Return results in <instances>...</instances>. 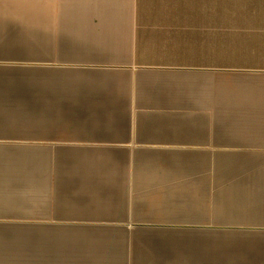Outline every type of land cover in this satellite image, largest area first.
<instances>
[{"label":"crops","instance_id":"0c3cea01","mask_svg":"<svg viewBox=\"0 0 264 264\" xmlns=\"http://www.w3.org/2000/svg\"><path fill=\"white\" fill-rule=\"evenodd\" d=\"M243 4L250 2L54 0L50 12L36 14V0H0V70L45 69L90 74L89 79L52 84L64 89L85 85L101 88L93 93L98 112L122 116L131 123L132 138L116 145L131 150H207L201 146L211 141L207 137L142 141L136 135L140 121L147 118H204L202 127L211 131L215 125L209 124L207 118H236L243 114L246 116L243 123L237 122L235 126L241 128V132L259 131L263 122L259 120L264 117V87L248 83L218 85L216 81H222L214 77L218 74L207 69V55L255 52L247 47L242 50L237 46L207 42V38L232 27L225 23L238 20L233 14L207 13V5ZM239 21L244 19L239 18ZM253 124L255 126L251 127ZM87 162L94 161L81 163ZM200 162L203 161L78 164L80 168L94 169V178H106L112 189L113 206L108 211L76 210L79 212H67L62 217L84 218L82 216L106 213L110 218L92 224L126 229L152 225L207 231V227L216 226L207 223V208L163 205L164 200L179 197L189 201L206 200L207 192L202 194L200 187H207V167ZM17 164H28L31 171L14 173L22 168L16 167ZM64 167L62 161H15L11 167L1 168L0 224L25 225L41 220L42 216L55 215L47 207L52 209L50 202L59 183L56 178L64 174ZM139 202L150 206L136 207L134 204ZM157 205L163 210L150 212L149 208ZM146 215L157 220L138 222L134 218ZM178 216L186 218L165 219Z\"/></svg>","mask_w":264,"mask_h":264},{"label":"trees","instance_id":"16d2710c","mask_svg":"<svg viewBox=\"0 0 264 264\" xmlns=\"http://www.w3.org/2000/svg\"><path fill=\"white\" fill-rule=\"evenodd\" d=\"M91 77L77 71L0 70V155L41 152L50 153L55 161L100 149L92 146L96 143H112L105 149L118 155L130 156L135 151L139 157L163 161L198 160L199 151H207L131 150L116 145L132 138L131 123L122 116L98 112L93 93L101 88L85 85L64 89L52 84ZM244 118V114L236 118H207L209 124L215 125L211 131L202 127L204 118H147L140 121L136 136L142 141L187 137L218 141L264 138V117L259 120L263 121L259 131L250 133L241 132V128L235 126L237 122L243 123ZM22 140L30 142H19ZM239 155L258 156L247 152ZM14 162L0 161V169L11 167ZM62 162L65 163L64 174L56 178L59 183L50 202L52 208L108 211L113 206L112 189L106 178H94V169L78 167L83 161ZM200 189L204 195L207 192L206 200L189 201L179 197L164 200L163 205L207 208V223L216 225L207 227V231L152 225L126 229L106 224L44 229L21 226L22 229L16 228L20 225L0 224V264H264V161L258 165L237 164L211 169L207 174V187L201 185ZM134 205L150 206L147 202ZM82 217L106 219L108 214ZM134 218L138 222L157 220L147 215ZM173 218L186 217L165 219Z\"/></svg>","mask_w":264,"mask_h":264},{"label":"rangeland","instance_id":"374dc122","mask_svg":"<svg viewBox=\"0 0 264 264\" xmlns=\"http://www.w3.org/2000/svg\"><path fill=\"white\" fill-rule=\"evenodd\" d=\"M54 0H36V14L48 13L51 10V4ZM244 2H250V4L243 5H220V6H210L207 5V13L212 12L214 15L220 14H233L237 18V21L225 23V25H231L230 29L222 30L219 34L213 35L211 38H207V42L214 45H228L237 46L240 49H252L255 51L253 53H235V54H211L207 55V69L216 72L214 77L216 79H221L222 81H216L219 84H230L231 86H238L240 84H252L255 87H264V0H244ZM30 8V12H31ZM239 18L244 19V21H239ZM215 24V23H213ZM224 24V23H220ZM229 28V27H228ZM233 28V29H231ZM218 36V37H215ZM244 47V48H243ZM247 47V48H245ZM214 74V73H212ZM211 74V75H212ZM213 77V75L211 76ZM217 87V86H216ZM249 126V125H248ZM251 125V127H254ZM66 129L67 126H62ZM19 142L29 143L27 140H22ZM59 143L62 141H58ZM64 142V141H63ZM34 143V142H33ZM65 143V142H64ZM85 145V143H71ZM90 144V143H87ZM112 143H96L92 146H97L100 149L83 151L79 154L69 156L65 159H58L55 161H94L87 163H80L83 165H106V161H163L159 158L153 157H139V155L134 154L132 151L130 156L118 155L115 151L105 149L111 146ZM197 146V145H196ZM206 147L207 151H199L200 156L198 160L189 161H203L202 164H206V173L211 171V169H216V167H226V166H236L240 165H258L264 161V138L258 137L254 140L245 139H228V140H211L207 141V144L201 145ZM200 146V147H201ZM201 150V149H198ZM210 152V153H209ZM252 153L257 157L250 155H239L242 153ZM215 153V154H212ZM228 155L230 158L223 157ZM243 161H242V160ZM0 161H52V155L50 153L41 152H31V153H11L0 155ZM180 161V160H179ZM239 161V162H237ZM232 162V163H229ZM235 162V163H233ZM78 164V163H77ZM21 166L14 173L24 174L31 169L28 164H17ZM48 211L55 213V215L42 216L41 220L33 221L25 225H20L16 228H24L21 226H29L34 229H44L48 226H57L56 228H62L66 225L83 226L86 224L103 222L97 219H85V218H68L62 217V214L67 212L77 213L79 211L73 210L69 211L67 209L58 208L50 209L47 207ZM150 212H160L163 207L160 205L149 208ZM33 224V225H32ZM28 228V227H26ZM236 232V231H235Z\"/></svg>","mask_w":264,"mask_h":264},{"label":"bare ground","instance_id":"6f19581e","mask_svg":"<svg viewBox=\"0 0 264 264\" xmlns=\"http://www.w3.org/2000/svg\"><path fill=\"white\" fill-rule=\"evenodd\" d=\"M99 8H100V7H99ZM99 8H98V9H99ZM95 208H96V207H95ZM92 209H93V208H92ZM98 211H99V210H98ZM95 212H96V211H95Z\"/></svg>","mask_w":264,"mask_h":264}]
</instances>
